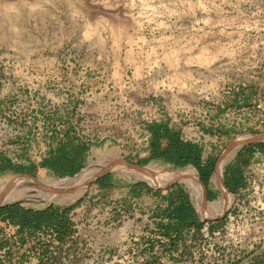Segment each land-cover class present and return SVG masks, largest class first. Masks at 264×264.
<instances>
[{"label": "rangeland", "instance_id": "374dc122", "mask_svg": "<svg viewBox=\"0 0 264 264\" xmlns=\"http://www.w3.org/2000/svg\"><path fill=\"white\" fill-rule=\"evenodd\" d=\"M162 120L203 138L217 159L231 143L264 135V0H0L1 157L36 165L49 151L91 144L79 172L37 170L42 181L113 158L139 163L149 155L148 124ZM142 165L199 178L193 165ZM115 168L113 187L88 181L70 200L23 202L76 206L65 243L51 230L17 234L0 221V264H264V158L240 192L223 195L211 179L217 194L206 203L197 181ZM17 174H0V192ZM136 181L163 196L167 187L172 197L187 190L200 233L168 246L167 200L139 199L129 187Z\"/></svg>", "mask_w": 264, "mask_h": 264}, {"label": "trees", "instance_id": "16d2710c", "mask_svg": "<svg viewBox=\"0 0 264 264\" xmlns=\"http://www.w3.org/2000/svg\"><path fill=\"white\" fill-rule=\"evenodd\" d=\"M150 131L149 155L145 159H141L139 164H146L151 160L163 161L171 163L176 167H185L187 165L195 166L201 175L204 183H208V179L214 171L216 159L209 157L202 158L201 147L190 140H184L181 136V130L171 125L168 121H154L148 124ZM91 144H83L82 147H72L71 162L76 163V167L71 172H66L64 165L69 161L68 152L62 150L58 156L48 158L42 162V166L52 169L55 175L63 177L66 175L73 176L82 167L86 152L90 149ZM263 144L249 145L244 155L239 156L236 162L230 164L226 168V185L231 191L233 185L240 187L243 185L242 171L243 167L249 165L250 157L256 149H263ZM30 173L36 176L37 165H19L13 163L10 158L0 156V174H17ZM113 173H109L97 180L101 187L109 188L115 185L112 179ZM107 179V180H104ZM132 192L135 195L141 194L144 189L152 191L145 182L138 181L131 183ZM159 192V191H158ZM216 192L208 189L207 198L213 199ZM76 206L74 205H57L49 204L43 208L24 205L21 202H15L0 206V221L17 227V234L27 232L29 235L51 230L56 236L59 243H65L71 239L76 232L75 223L72 220L71 212ZM164 215L169 218L168 224H162L164 231L168 234L171 232L179 233L185 229L194 227L201 230L204 222L199 220L195 208L193 207L190 197L182 189L176 197H173L171 206L163 211ZM3 230L0 227V246L5 243ZM22 243L26 241L25 236L22 237ZM49 251V246L44 247V253Z\"/></svg>", "mask_w": 264, "mask_h": 264}, {"label": "crops", "instance_id": "0c3cea01", "mask_svg": "<svg viewBox=\"0 0 264 264\" xmlns=\"http://www.w3.org/2000/svg\"><path fill=\"white\" fill-rule=\"evenodd\" d=\"M172 125V124H171ZM181 136H182V138L184 139V140H190V141H192V142H194V143H197L200 147H201V152H202V158H204V159H208L209 157H214V156H211V155H208V152L206 151V144L204 145L203 144V138H199V139H188V138H186V137H184L183 136V133H182V131H181ZM202 136H204L205 138H206V135L203 133L202 134ZM259 144H263V147H264V140H260V141H253V140H250V141H246V142H244V143H242L241 145H239V146H237L234 150H233V155L231 156V158L225 163V164H223L224 163V161H223V165H221V166H219L218 167V164H219V161L221 160V156H222V154L224 153H222L221 155H220V157L217 159V158H215L216 159V164H215V168H214V171H213V173L211 174V176H210V178L208 179V183L206 184V183H204V181L202 180V178H201V175H200V172H199V178L197 177V182H198V185H199V187L201 188V186H200V182H199V179H201V181L203 182V184H204V187H205V190L207 191V194H208V189H210V190H213L211 187H210V182H211V179H213V180H215L216 182H217V186H218V189H220L222 192H223V195H224V189H223V183L225 184V187L228 189V190H230L229 189V187L226 185V179H227V177H226V168H227V166L228 165H230V164H232V163H234V162H236V160H238V158H239V156H242V155H244L245 154V152H246V149L249 147V145H259ZM66 148V150H67V154H68V157H69V161H68V163L66 164V165H64V168L66 169V172H71V171H73V169L76 167V163H74V162H71V149H72V146L71 145H68L67 147H65ZM55 149V148H54ZM52 151V150H51ZM55 151V150H54ZM55 153V152H54ZM53 155V156H52ZM59 155V154H58ZM51 156L52 157H54L55 155L54 154H50V151H49V153L47 154V155H45L44 156V158L43 159H41L39 162H38V164H36L37 165V170H50V171H52V169H50L49 167H46V166H42V162L44 161V160H46V159H48V158H51ZM264 158V148L263 149H261V150H259V149H256L255 151H254V153L251 155V157H250V163H249V165H247V166H245V167H243V171H242V178H243V185L242 186H240V187H237V186H235V185H233L232 187H233V190H235V193L236 192H240L245 186H247V184H248V175L250 174V170H251V168H252V166H253V164L255 163V161H259V160H261V159H263ZM84 161V160H83ZM82 165H83V162H82ZM224 166H225V168H224ZM195 167V166H194ZM81 169H82V167H81ZM80 169V170H81ZM220 169V170H219ZM79 170V171H80ZM79 171H77V172H79ZM199 171V170H198ZM218 171H220V173H221V175H223V179H222V177H221V179L220 180H218L217 178H216V175H217V172ZM76 172V173H77ZM27 173V172H26ZM111 173V172H110ZM28 174H30V173H28ZM107 174H109V173H107ZM107 174H105V175H107ZM32 175V174H31ZM105 175H103V176H101V177H99V178H102V177H104ZM98 178V179H99ZM97 179V180H98ZM112 179H113V181H114V178L112 177ZM97 180H96V186H98V187H101L100 186V184H98L97 183ZM104 180H107V179H104ZM115 182V181H114ZM136 182H138V181H136ZM142 182H144V181H142ZM131 183H134V182H131ZM131 183H129V187H130V189H131ZM146 183V182H145ZM147 184V183H146ZM115 185H116V183H115ZM114 185V186H115ZM148 185V184H147ZM149 186V185H148ZM113 187V186H112ZM150 187V186H149ZM101 188H104V187H101ZM110 188V187H109ZM150 188H152V187H150ZM173 188H174V186H172V187H167L166 189V193H164V196L162 195V191H160L159 189H154V188H152V191H147L146 189H144V191H142L141 192V194H139V195H137V196H140V198L139 199H145L146 197H147V194H149V193H152V194H155V195H159V194H161V196L162 197H164V199H166L167 200V202H166V208L163 210V211H165L167 208H169L170 206H171V201H172V199H173V197H172V194H173ZM202 190V189H201ZM159 191V192H158ZM183 191L185 192V193H187L188 195H189V197H190V200H191V203H192V205H193V207L195 208V211H196V215H197V217H198V219L200 220V216H199V211H198V209H197V207L195 206V204L193 203V200H192V197H191V195H190V193L187 191V190H184L183 189ZM214 191V190H213ZM231 191V190H230ZM215 192V191H214ZM232 192H234V191H232ZM201 191H200V198H199V201L201 202ZM217 194V193H216ZM122 199V198H121ZM120 199V200H121ZM208 199L209 198H207V201H208ZM115 201H119V200H115ZM202 204V203H201ZM201 207L203 206V205H200ZM156 210L154 209V212H155ZM163 211H162V214L164 215V213H163ZM164 216H166V215H164ZM167 217V216H166ZM77 222V221H76ZM192 228H194V227H192ZM192 228H189V229H185V230H183V231H181V232H179V233H176V232H171V233H166V232H164L163 234H164V237L168 240V246H170L171 248H174V249H176L177 248V246H179V244L181 243V242H183V239L185 240L189 235H188V231L190 230V229H192ZM195 229V228H194ZM200 231L201 230H196L195 229V233H200ZM173 246V247H172Z\"/></svg>", "mask_w": 264, "mask_h": 264}, {"label": "bare ground", "instance_id": "6f19581e", "mask_svg": "<svg viewBox=\"0 0 264 264\" xmlns=\"http://www.w3.org/2000/svg\"><path fill=\"white\" fill-rule=\"evenodd\" d=\"M222 163L223 162L221 161L219 163L218 167L224 164V163L223 164ZM105 166L102 167L100 162H93L89 167L85 168L83 171H81L75 177H66V178L54 179V180H50V181L40 180L39 184L33 183L32 185L37 187L40 190L42 200H49V199H54V200H58V201L59 200L60 201L70 200L72 197H75L73 190L79 191V190L83 189L82 187H85L86 183L88 181H90L96 174H98ZM113 169H116L115 166L113 167ZM138 171L143 173V174H146L147 177L152 176V178H150L151 181L153 180V177L155 178V176L157 177V179L167 178V180L168 179L172 180L175 178H181L182 180H185L188 183H192V182L194 183V181L195 182L197 181L196 180L197 175L193 170H185L182 172H173L171 170H165L162 167L156 168L154 166H150L148 168L146 166V168H144L142 170H138ZM221 173H220V171L217 172L216 178L218 180L221 179ZM23 178H18L16 180H14V182H17L16 185L21 184L23 181H26V180L32 181V179L28 180L27 178H24V179ZM30 183H32V182H30ZM46 185L49 186L50 189H47ZM200 185L202 187L201 200H203L204 199V187H203L202 183H200ZM223 189H224V191H226L224 186H223ZM62 192L64 194H61ZM4 197H5V200L12 201V200H16V199H24L25 195L22 192V190H16V188L12 187V189L8 190L4 194Z\"/></svg>", "mask_w": 264, "mask_h": 264}, {"label": "water", "instance_id": "95a60500", "mask_svg": "<svg viewBox=\"0 0 264 264\" xmlns=\"http://www.w3.org/2000/svg\"><path fill=\"white\" fill-rule=\"evenodd\" d=\"M256 137L254 138L253 141H260V140H264V135H255ZM246 141H235L233 143H231L229 145V147L227 148V150L222 154L221 156V159L222 157H224L228 151H231L233 150L234 148H236L237 146L241 145L242 143H244ZM116 165H121V166H124L125 168H130V169H136V170H142L144 168H146L145 165H141L139 163H132V162H129L128 160L124 159V158H113L111 159L110 161H107V164L106 166L98 173L96 174L90 181L89 183H91L92 181H96L99 177L107 174V173H110L116 169H113L114 166ZM27 178L28 180L29 179H32V181H23L21 183V185L18 187L19 189L22 190V192L24 193L25 197L24 199H16V200H12V201H8V200H5V197H4V194L12 189V183L14 182V180L18 179V178ZM23 178V179H24ZM200 183H202L203 187H204V184L203 182L201 181V179H199ZM32 182V183H30ZM173 181L165 184L166 187L171 185ZM35 183V184H39L40 183V179H37L35 176L31 175V174H28V173H18L17 175H15L10 181H8L6 183V185L1 189V192H0V206H4V205H7V204H12V203H15V202H35V201H39V200H42V197H41V192L40 190L33 186L32 184ZM88 183V184H89ZM225 187V184L223 183V185ZM160 187V186H159ZM225 189H227L225 187ZM227 191V190H226ZM207 202V191L205 190V187H204V203ZM210 218V217H209Z\"/></svg>", "mask_w": 264, "mask_h": 264}]
</instances>
